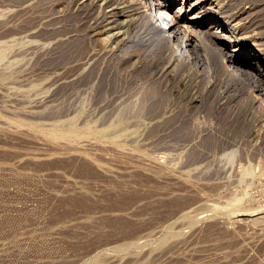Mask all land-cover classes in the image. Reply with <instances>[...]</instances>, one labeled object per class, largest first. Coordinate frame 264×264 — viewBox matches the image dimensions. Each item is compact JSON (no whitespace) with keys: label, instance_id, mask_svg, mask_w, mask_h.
Masks as SVG:
<instances>
[{"label":"rangeland","instance_id":"rangeland-1","mask_svg":"<svg viewBox=\"0 0 264 264\" xmlns=\"http://www.w3.org/2000/svg\"><path fill=\"white\" fill-rule=\"evenodd\" d=\"M90 1L0 0V264H264V101ZM218 2L262 73L264 0Z\"/></svg>","mask_w":264,"mask_h":264},{"label":"bare ground","instance_id":"bare-ground-1","mask_svg":"<svg viewBox=\"0 0 264 264\" xmlns=\"http://www.w3.org/2000/svg\"><path fill=\"white\" fill-rule=\"evenodd\" d=\"M181 1L182 3L179 4L177 6V9H175L173 12L171 7L172 5L171 0H105V2L103 3L104 6L110 9H108L109 11L107 12V14L104 13V15L107 16L109 13L110 17L112 18V20L110 21L114 22L118 27V25H120L121 22L119 23L117 21L119 20V18L124 16V13H127L128 17L130 16L133 20L136 21L135 23L136 25L138 23V27L139 24L142 25L143 28L141 29L145 28L147 34H150L149 42L153 46H155L158 51L165 52L164 59H166L165 62L167 64L170 63L171 60L173 61L175 59L177 60V64L179 65L188 64L189 66V64H191L197 66L198 64L199 67L204 66L205 68L204 57L206 59L207 58L206 56L208 54H211L212 56L218 55V65L224 68L226 71H228L230 76L239 79H244L250 82L253 89L257 92L256 97L259 99V101H264V50H263L264 48L262 49L255 48L253 50H246V53H252L260 63L259 65L262 66L263 72L261 73V71H259V74L257 73L254 74L252 73V71L245 68L244 61L240 57V54L238 57H236L233 54L235 51L238 50L240 51V48H238V44L234 45L229 51L226 52L222 51L225 44H227L226 43L227 41H232L233 39H237V41H239V37L235 35L236 32L233 33L234 30H237V22L235 21L236 18H234V16L226 15L224 13H221V16L218 15L212 19L208 18L210 15L209 13H207L208 11H211L212 16L215 13L219 12L218 10L220 9V5H219L220 2H218V0H194L193 2H189V3H187V0L185 1L181 0ZM117 3H121L123 4V6L117 8L115 6V4ZM151 3L152 5L149 7V4ZM198 5H202V7L208 5V7L204 11L199 10L194 12L192 16L190 15L189 17H186L185 14L193 11ZM87 6L88 4L87 2H85L82 8H86ZM151 9H155L157 13L153 15ZM157 17L161 18V22L159 23L157 22L158 21ZM166 17L168 19H166ZM200 19L202 20L197 23V20ZM208 20H210L209 25L203 33V31H200V27L201 25H203L204 22ZM249 33L250 32H248L247 35H249ZM205 37L208 38L209 41L213 43V45H215L212 48V52L210 51V53L207 43L204 42V39H206ZM146 42H148V40ZM206 65L208 66V64ZM91 129L89 127V130ZM64 132L69 133L70 135V133H76V130L68 129L67 131H62L60 129H55L52 130L50 134L52 136H57Z\"/></svg>","mask_w":264,"mask_h":264},{"label":"built area","instance_id":"built-area-1","mask_svg":"<svg viewBox=\"0 0 264 264\" xmlns=\"http://www.w3.org/2000/svg\"><path fill=\"white\" fill-rule=\"evenodd\" d=\"M152 5V3L151 4H149V7ZM151 11H152V14L154 15V14H156L157 13V11H155V9H151ZM158 18V17H157ZM166 19H168L167 17H166ZM158 23L159 22H161V18H158V21H157Z\"/></svg>","mask_w":264,"mask_h":264}]
</instances>
